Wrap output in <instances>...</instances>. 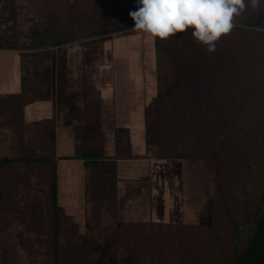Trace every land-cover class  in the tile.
Returning a JSON list of instances; mask_svg holds the SVG:
<instances>
[{"label": "rangeland", "instance_id": "rangeland-1", "mask_svg": "<svg viewBox=\"0 0 264 264\" xmlns=\"http://www.w3.org/2000/svg\"><path fill=\"white\" fill-rule=\"evenodd\" d=\"M135 6L136 0H0V42L14 43L26 56L56 57L53 68L60 70L65 69L62 59L71 48L69 45L100 46L108 39L121 40L122 36L132 43L135 38L131 45L134 51L127 52H136L144 64H148V59L155 61L156 85L160 83L161 93L166 96L155 98L148 108L149 135L170 139L165 154L195 155L193 146L203 139L211 148L209 154L213 150L219 154L220 167L213 164L212 158H193L203 161L208 170L210 195L205 218L209 220L206 227L211 235L205 229L181 235L171 230L158 234L152 229V235L129 236L120 230L110 200L104 206L96 205L98 211H92L93 220L87 221L91 231L80 233V225L67 218L60 227V240L56 241L49 222L50 188L54 180L47 179V166L35 169L21 161L31 145H25L21 136H4L7 129L4 132L1 124L0 264H243L226 248L224 241L228 240L221 233L225 231L227 239L236 241L238 228L254 229L260 217L256 220L252 217L264 201V108L257 110L251 99L249 104L234 99L235 96L239 99L244 90L264 89V70L256 71L249 63L252 57L249 44L255 42L261 43L257 58L264 59V3L255 11L246 7L234 20V28L238 29L222 36L212 53L193 39L191 29L166 40L133 31L134 21L129 12ZM258 20L261 25L254 24ZM246 28L251 34L249 44H237L244 36L240 29ZM129 34L133 36H126ZM38 35H45L50 45H64L32 49V39ZM156 38L164 50V76L159 83ZM121 45L123 49L124 42ZM222 46H239V52L224 55L228 59L220 63ZM236 58L240 61L234 67L240 73L224 76V71H230L229 66L236 64L231 65L229 59ZM259 62L264 66V60ZM171 80L179 82L176 88L170 86ZM172 88L174 93L170 97L167 89ZM206 153L200 149V154ZM87 169L91 170V165ZM97 187L103 188L100 183ZM105 199L101 197L102 201ZM197 210L201 209L197 207L195 213ZM85 237L90 240L86 247ZM217 239L223 243L219 247ZM220 248H226V253ZM243 250L240 249L239 255L244 254ZM261 254L256 256L251 249L247 258H258ZM246 263L264 264V259Z\"/></svg>", "mask_w": 264, "mask_h": 264}, {"label": "crops", "instance_id": "crops-1", "mask_svg": "<svg viewBox=\"0 0 264 264\" xmlns=\"http://www.w3.org/2000/svg\"><path fill=\"white\" fill-rule=\"evenodd\" d=\"M133 42L122 36L100 46L69 45L60 70L53 68L56 57L0 48V101L7 98L0 103L4 136H36L45 154L53 140L48 156L56 167L57 203L80 225V233L90 230L87 221L93 220L96 205L111 200L120 230L129 236L152 229L179 235L205 229L211 235L205 218L207 167L199 159L163 153L170 139L149 135L148 108L158 94L155 61L144 64L136 52H127ZM197 207L201 210L195 213ZM221 235L243 264L264 259V210L253 230L237 229L236 241L225 231ZM222 244L217 239V246ZM226 248H220L223 254ZM251 249L262 256L248 259Z\"/></svg>", "mask_w": 264, "mask_h": 264}, {"label": "clouds", "instance_id": "clouds-1", "mask_svg": "<svg viewBox=\"0 0 264 264\" xmlns=\"http://www.w3.org/2000/svg\"><path fill=\"white\" fill-rule=\"evenodd\" d=\"M264 0H136L129 12L133 31L161 40L191 29L193 39L212 53L222 36L235 27L246 7L258 10Z\"/></svg>", "mask_w": 264, "mask_h": 264}, {"label": "trees", "instance_id": "trees-1", "mask_svg": "<svg viewBox=\"0 0 264 264\" xmlns=\"http://www.w3.org/2000/svg\"><path fill=\"white\" fill-rule=\"evenodd\" d=\"M260 19V18H259ZM254 24H259L261 25V23L259 22V20L257 22H255ZM111 27V26H110ZM103 28H105V25L103 26ZM234 29H238L237 27L234 28ZM240 31L244 32V36L241 37V41L238 42L237 44H240L242 43L243 46L248 43V39H249V36L251 35L249 32H250V29H240ZM120 32V31H119ZM246 32V33H245ZM130 35V34H129ZM132 35V34H131ZM187 35V33H186ZM125 36V35H124ZM259 37H261L259 35ZM158 38H156V71H157V81L158 83L161 81L163 82V76H164V72H163V62H164V50L162 48V46L160 45L159 42H157ZM225 40H229V39H225ZM235 40V39H234ZM159 41V40H158ZM249 44V43H248ZM64 43H59V44H56V45H50L48 43H46V39H45V35H38L37 37L33 38L32 39V46L31 48L32 49H36V50H39V49H44V48H48L49 46H63ZM186 45V44H185ZM242 46V47H243ZM0 48H4V49H17V46L14 44V43H11L9 42L8 40H3V43L2 41L0 42ZM249 48H251L252 50V57H251V60H250V65H251V68L256 70V71H262L264 70V66L261 64V60H264V59H258L257 56L258 54H260L261 52V43L259 42H255L252 43V44H249ZM221 49V53H222V59H220V63L223 62L224 60H227L228 58H224L225 56L224 55H227V54H233V53H238L239 52V46H236V47H230V46H222ZM239 57V56H238ZM219 59V58H218ZM231 60V65L233 62H236L233 63L232 67L229 66V70L230 71H224V76L228 75V76H231L232 74L234 73H237L239 74L240 71L239 69L236 70V67H238L237 65H239V61L240 59L238 60L237 58L236 59H229ZM211 60L208 59V62H210ZM238 63V64H237ZM236 65V67H234ZM218 68L220 67V65L217 66ZM257 68L259 70H257ZM233 69V70H232ZM247 73H245L246 75ZM244 81H245V78H244ZM179 83L178 81H175V80H171L170 81V86L171 87H177L176 84ZM216 87H218L216 85ZM251 88V87H250ZM161 88H160V83L158 85V94H157V97L156 99H159L160 96L164 95V93H161ZM167 92L169 94V96L171 97L172 96V93L173 92V88L172 89H167ZM207 93V92H206ZM205 93V95H206ZM208 94V93H207ZM166 97V96H165ZM235 102H239V101H244L245 103H250L248 101H250L249 99H251V102L254 101L256 103L255 106H257V110H260V108H264V89H262V91H254V90H244L241 94H239V99L237 96H235ZM238 99V100H237ZM7 101V98L5 100H1L0 103L1 104H4L5 102ZM254 106V107H255ZM253 110V109H252ZM18 137V136H17ZM21 140H23V142L25 143V145L27 144H30L31 145V150L28 154L25 155L24 158L21 159V161L26 165L27 167H32L34 166V168L36 169L37 166H47V179L49 178H52L54 180L53 182V185L51 186L50 190H51V195H52V202L50 203L49 205V214H50V220L49 222L51 223V228L52 230L54 231V238L56 241H59L60 240V235H61V230H60V227L62 225V222L65 221V219L67 220V218H70V216L66 215L64 210H62L59 206H58V203H57V196H58V190H57V173H56V167H55V164L52 163V157L51 155L48 156V154L51 153V149H52V144H53V140L51 139L50 140V147L47 151H50L48 153L45 154V150L41 151V153H37L34 148L35 144H36V148L40 149L41 146L40 145V141L36 140V136H21L20 137ZM26 148L28 149V146H26ZM44 149V148H43ZM200 149H204L207 151L206 154H200ZM210 146L207 145V143L204 141V139L202 141L199 142L198 146L195 148V155H190L188 156L189 158H201L202 156L204 158H212L213 160V164L214 165H217V166H221L222 165V162L221 160H219V154H216L215 151L213 150L212 154H209L210 152ZM211 155V157L209 156ZM250 209L252 210V207H250ZM264 210V201L262 202V205L258 208V209H255V212H254V215L252 218H254L255 220L259 217H261V214ZM249 221L248 222H252L253 219H248ZM76 227H78V225L75 224ZM253 230V229H252ZM84 240H86V244L85 247L87 246V244H89L90 240L89 238H84Z\"/></svg>", "mask_w": 264, "mask_h": 264}]
</instances>
